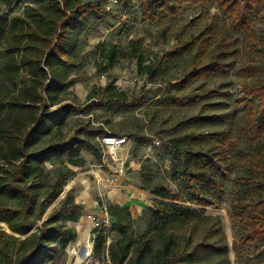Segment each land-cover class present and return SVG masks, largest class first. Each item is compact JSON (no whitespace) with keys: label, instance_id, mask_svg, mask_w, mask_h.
Returning <instances> with one entry per match:
<instances>
[{"label":"trees","instance_id":"16d2710c","mask_svg":"<svg viewBox=\"0 0 264 264\" xmlns=\"http://www.w3.org/2000/svg\"><path fill=\"white\" fill-rule=\"evenodd\" d=\"M209 1L142 0L143 16L145 21L156 22L162 16H179L184 6L200 7ZM1 2L8 12L0 17V76L9 80L13 88L3 82L6 94L4 100H0V113L9 109L14 116L4 122L0 119V264H43L50 257L53 246L66 248L77 240L76 229L66 223L78 222L82 216V206L74 201L71 192L51 213H46L49 206H39L43 189L51 205L60 199L68 178L74 175V171L67 168L59 172L53 185H47L46 164L68 157L66 163L69 165L84 166L83 151L93 153L100 163L104 154L100 138L111 132L87 125V128L75 129L65 140H55L41 149L38 145L53 133L61 136L69 117L76 113L73 103L60 100V94L77 82L76 78L68 79L67 72L79 69L76 52L82 36L93 24L100 25L112 17L114 4L113 0ZM217 3L221 12L229 15L235 32L254 39V14L264 0H217ZM209 28L213 30L215 23ZM198 44L199 39L194 37L183 44L179 41L169 57L184 55ZM227 49L209 63L195 62L178 87L188 88L196 79L228 74L230 69L225 62L233 52ZM19 52L25 54L21 60L15 57ZM124 58L138 60L140 71L144 72V51L138 41L130 42L129 51L112 45L103 52L108 70ZM23 71L27 72L29 82L19 91L17 82ZM243 72L257 74L264 72V67H250ZM246 94L248 98H258L257 104L249 101L245 115L249 153L237 154L239 140L236 138H226L208 150L189 149L184 157L176 147L169 148L181 167L173 177L180 191L173 192L166 178L156 181L143 173L144 187L156 197L145 214L146 229L136 234L130 210L109 206L112 225L110 229L95 230V259L103 262L108 255L112 264H210V254L228 252V246L205 240L195 242L194 234L212 220L205 216V210L222 206L227 196L224 183L231 180L240 164L247 169L238 174L235 183L245 198L233 205L231 218L239 225L243 242L252 244L264 239V166L260 164L264 158L261 139L264 134V84L247 87ZM104 97L108 101L128 102L124 94L115 93L110 86L93 89L90 100L104 105ZM144 99L142 93L128 106L141 105ZM54 107L56 109L52 110ZM29 109L35 116L27 127L22 114ZM5 122L3 128L1 125ZM111 134L127 137L123 133ZM3 164L10 169H3ZM7 199L17 204L11 205ZM38 207L43 209L39 215ZM212 232L208 228L205 235ZM112 234L119 237L108 246ZM226 262L223 259V263Z\"/></svg>","mask_w":264,"mask_h":264},{"label":"rangeland","instance_id":"374dc122","mask_svg":"<svg viewBox=\"0 0 264 264\" xmlns=\"http://www.w3.org/2000/svg\"><path fill=\"white\" fill-rule=\"evenodd\" d=\"M113 4V16L100 25L93 24L82 36L76 52L79 69L67 72L68 79L76 78L77 82L60 94V100L73 103L76 113L69 117L61 136L56 133L48 135L38 147L41 149L55 140H65L75 129H84L87 125L105 128L116 135L123 133L131 147L133 164L137 165L142 175L145 173L156 181L166 178L175 193L180 188L173 177L181 167L169 148L176 147L183 156L189 149L208 150L217 147L226 138H236L239 140L237 154L249 153L245 115L249 101L257 104L258 98H248L246 88L264 84V72L246 74L243 70L264 67V3H259L254 14V39L233 30L229 15L221 12L217 0H210L200 7L184 6L179 16H162L156 22L145 21L142 0H113ZM213 23L215 28L210 30ZM192 37L198 38L200 44L184 55L169 57L179 41L183 44ZM131 41H138L144 51V72L140 71L138 60L129 58L120 59L114 68L108 70L103 59L104 50L118 45L129 51ZM226 49L233 52L225 62L230 69L228 74L196 79L188 88L178 87L195 62L209 63ZM15 57L21 60L25 54L19 52ZM3 82L12 87L9 80L0 76V100H4L6 94ZM28 82V74L23 71L17 82L19 91ZM108 86L115 93L124 94L128 102L108 101L104 97V105H101L90 100L93 89L101 90ZM142 93L145 95L143 103L129 107L128 103ZM176 97L178 100H175ZM9 113V109L0 113L2 122L14 116ZM23 115L28 127L35 114L29 109ZM5 125L6 122L1 126L4 128ZM261 139L264 141V134ZM82 155L84 166L69 165L66 163L68 157L46 164L44 178L47 185L55 183L59 172L67 168L74 171L65 184L63 195L53 204L49 205L46 189L40 192L39 206H49L46 213H51L55 206L59 207L68 192L72 193L77 203V196L86 189L82 182L87 177L92 179L90 176L94 169L87 158L93 153L83 151ZM260 164L264 166V158ZM2 166L3 169H10L6 164ZM235 169L231 180L224 183L227 196L222 206L205 210V216L212 220L200 227L194 234V241L205 240L228 246V252L210 254V264H224L223 259L227 260L226 264H264V239L252 244L243 242L240 227L231 218L233 205L245 198L235 180L247 168L240 164ZM7 201L11 205L17 204L10 199ZM41 210L38 207V215ZM67 217L68 213L65 214ZM66 224L73 228V222ZM208 228L213 232L206 236ZM143 231L140 225L134 229L136 234ZM76 243L77 240L66 248L53 246L50 257L43 264H82L81 255L77 256L74 250Z\"/></svg>","mask_w":264,"mask_h":264},{"label":"crops","instance_id":"0c3cea01","mask_svg":"<svg viewBox=\"0 0 264 264\" xmlns=\"http://www.w3.org/2000/svg\"><path fill=\"white\" fill-rule=\"evenodd\" d=\"M5 4L0 0V17L7 14ZM130 145L124 146L117 153L116 157L103 154L102 162L94 159L93 155L87 159L93 167L90 177L83 179V188L77 196V204L82 206V216L78 222H73V228L78 233L76 243V255H81L80 263L92 264L90 256L94 247L89 245L94 225L92 216L105 218L109 215L108 207L117 205L128 208L137 225L143 230L146 229L145 214L148 208L153 206L155 195L151 190L146 189L142 182V173L130 157ZM117 234H112L108 240V246L116 239ZM103 264H112L109 256L104 259Z\"/></svg>","mask_w":264,"mask_h":264},{"label":"built area","instance_id":"2783aa9c","mask_svg":"<svg viewBox=\"0 0 264 264\" xmlns=\"http://www.w3.org/2000/svg\"><path fill=\"white\" fill-rule=\"evenodd\" d=\"M100 142L103 147L104 154H108L114 158L117 156V153L120 149L128 145V138L115 136L109 133L107 135L102 136L100 138ZM91 220L94 225V230L91 234L88 243L89 245L94 247L95 240L97 238V233L95 232V230L110 229L112 224H111L110 216L108 215L105 218H98L96 216H92ZM90 261H92V264H103L102 261L95 259L93 257V254L90 256Z\"/></svg>","mask_w":264,"mask_h":264}]
</instances>
